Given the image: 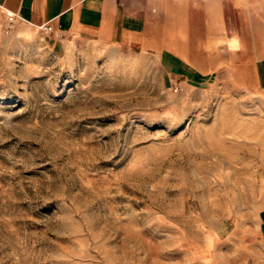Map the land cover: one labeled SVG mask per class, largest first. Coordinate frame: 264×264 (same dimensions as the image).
<instances>
[{"label":"rangeland","instance_id":"1","mask_svg":"<svg viewBox=\"0 0 264 264\" xmlns=\"http://www.w3.org/2000/svg\"><path fill=\"white\" fill-rule=\"evenodd\" d=\"M208 14L170 45L196 74L168 79L154 49L54 41L0 10V264L260 260L264 12L241 13L239 42Z\"/></svg>","mask_w":264,"mask_h":264},{"label":"crops","instance_id":"2","mask_svg":"<svg viewBox=\"0 0 264 264\" xmlns=\"http://www.w3.org/2000/svg\"><path fill=\"white\" fill-rule=\"evenodd\" d=\"M0 10L31 26L46 23L50 27L47 36L54 41L87 37L101 42L138 44L143 50L154 49L168 79H187L196 74L190 62L193 58L190 53L194 50L187 46L179 51L170 46L177 42L176 29L185 30L186 40L182 42L188 44L191 35L188 29L201 26L207 33L208 13H211L218 22L220 37H225L228 27L232 38L239 42L241 13L253 12L256 19L257 13L264 12V0H0ZM197 13L203 16L199 18L200 23L192 25L198 19ZM249 42L254 44L247 56L251 77L258 86L264 87V37L255 38L250 31ZM259 43L263 48H256ZM257 234L263 244L262 257L252 264H264V212L258 215ZM207 264L239 263L221 259Z\"/></svg>","mask_w":264,"mask_h":264},{"label":"built area","instance_id":"3","mask_svg":"<svg viewBox=\"0 0 264 264\" xmlns=\"http://www.w3.org/2000/svg\"><path fill=\"white\" fill-rule=\"evenodd\" d=\"M15 20H16V17L13 14L6 13V23L8 25H11ZM38 28L40 30H42L43 32H45V33H49L50 32V27L46 23H43V24L39 25Z\"/></svg>","mask_w":264,"mask_h":264}]
</instances>
